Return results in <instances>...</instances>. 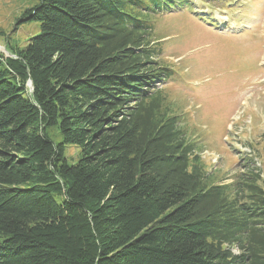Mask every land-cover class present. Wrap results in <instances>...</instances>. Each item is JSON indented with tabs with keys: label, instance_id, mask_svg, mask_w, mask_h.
Instances as JSON below:
<instances>
[{
	"label": "trees",
	"instance_id": "obj_1",
	"mask_svg": "<svg viewBox=\"0 0 264 264\" xmlns=\"http://www.w3.org/2000/svg\"><path fill=\"white\" fill-rule=\"evenodd\" d=\"M191 1L22 11L38 33L0 51V264H264V162L238 151L210 181L165 93L151 15Z\"/></svg>",
	"mask_w": 264,
	"mask_h": 264
},
{
	"label": "rangeland",
	"instance_id": "obj_2",
	"mask_svg": "<svg viewBox=\"0 0 264 264\" xmlns=\"http://www.w3.org/2000/svg\"><path fill=\"white\" fill-rule=\"evenodd\" d=\"M34 2L0 0L4 54H9V46H25L38 33L36 20L17 24ZM211 8L209 20L195 14ZM151 20V39L161 48L158 61L175 73L164 86L168 102L197 143L210 181L230 180L238 171V151H252L263 164L264 0H193L184 9L153 14ZM49 132L54 141L61 140L57 130ZM244 144L248 147L242 148ZM77 154L76 147H66L69 163Z\"/></svg>",
	"mask_w": 264,
	"mask_h": 264
}]
</instances>
